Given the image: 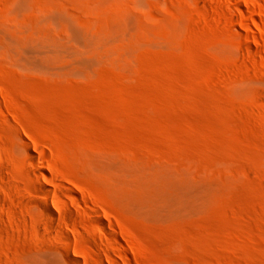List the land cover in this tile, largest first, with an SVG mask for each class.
Returning <instances> with one entry per match:
<instances>
[{
  "label": "rangeland",
  "instance_id": "rangeland-1",
  "mask_svg": "<svg viewBox=\"0 0 264 264\" xmlns=\"http://www.w3.org/2000/svg\"><path fill=\"white\" fill-rule=\"evenodd\" d=\"M0 264H264V0H0Z\"/></svg>",
  "mask_w": 264,
  "mask_h": 264
}]
</instances>
